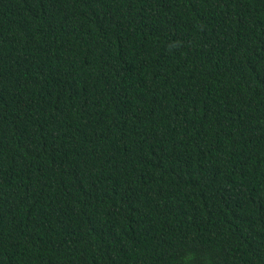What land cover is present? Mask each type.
<instances>
[{"label":"trees","instance_id":"1","mask_svg":"<svg viewBox=\"0 0 264 264\" xmlns=\"http://www.w3.org/2000/svg\"><path fill=\"white\" fill-rule=\"evenodd\" d=\"M0 264H264V0H0Z\"/></svg>","mask_w":264,"mask_h":264}]
</instances>
